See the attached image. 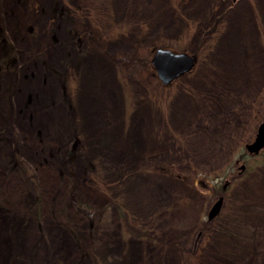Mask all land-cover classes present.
Wrapping results in <instances>:
<instances>
[{
    "label": "rangeland",
    "instance_id": "rangeland-1",
    "mask_svg": "<svg viewBox=\"0 0 264 264\" xmlns=\"http://www.w3.org/2000/svg\"><path fill=\"white\" fill-rule=\"evenodd\" d=\"M227 3L0 0V264H264V0Z\"/></svg>",
    "mask_w": 264,
    "mask_h": 264
},
{
    "label": "water",
    "instance_id": "water-1",
    "mask_svg": "<svg viewBox=\"0 0 264 264\" xmlns=\"http://www.w3.org/2000/svg\"><path fill=\"white\" fill-rule=\"evenodd\" d=\"M196 60L195 55L186 52H173L167 48H158L152 57L159 78L163 83H169L173 78L189 70ZM247 150L250 153H258L264 147V121L258 125L254 140L247 143ZM243 167V166H242ZM222 197L213 202L209 211L208 219L213 218L220 210Z\"/></svg>",
    "mask_w": 264,
    "mask_h": 264
},
{
    "label": "bare ground",
    "instance_id": "bare-ground-1",
    "mask_svg": "<svg viewBox=\"0 0 264 264\" xmlns=\"http://www.w3.org/2000/svg\"><path fill=\"white\" fill-rule=\"evenodd\" d=\"M106 69V68H105ZM107 75L105 72H102L100 77H99V80L100 81H103V76ZM99 88V91L93 95H90L89 94V97L86 95H84L87 100H83L84 102H86L87 104L86 105H102V104H110L111 102L114 103V97L111 95V92L109 91V88L107 87V89L105 90L104 89V86L102 87L104 89V91L106 92L105 94H101L103 89H100V86H98ZM108 90V92H107ZM100 102V103H98ZM85 113V112H84ZM91 113L88 112V109L85 113V115H90ZM60 116V115H59ZM58 117V116H57ZM90 116H88L89 118ZM59 118V117H58ZM52 130V129H51ZM140 144V142L138 143V145Z\"/></svg>",
    "mask_w": 264,
    "mask_h": 264
},
{
    "label": "flooded vegetation",
    "instance_id": "flooded-vegetation-1",
    "mask_svg": "<svg viewBox=\"0 0 264 264\" xmlns=\"http://www.w3.org/2000/svg\"><path fill=\"white\" fill-rule=\"evenodd\" d=\"M235 162L238 163L239 162V158L236 159ZM200 183H202L204 186H207L208 189L211 190V191H214L215 190V187L214 186L208 185L206 182H203L202 180L200 181Z\"/></svg>",
    "mask_w": 264,
    "mask_h": 264
},
{
    "label": "trees",
    "instance_id": "trees-1",
    "mask_svg": "<svg viewBox=\"0 0 264 264\" xmlns=\"http://www.w3.org/2000/svg\"><path fill=\"white\" fill-rule=\"evenodd\" d=\"M124 218H125V221L127 222V214L126 213H124Z\"/></svg>",
    "mask_w": 264,
    "mask_h": 264
}]
</instances>
